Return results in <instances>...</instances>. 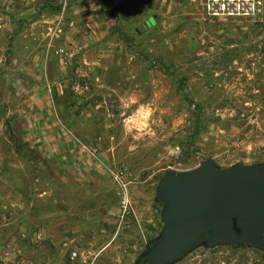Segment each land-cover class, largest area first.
I'll list each match as a JSON object with an SVG mask.
<instances>
[{
    "label": "rangeland",
    "instance_id": "obj_1",
    "mask_svg": "<svg viewBox=\"0 0 264 264\" xmlns=\"http://www.w3.org/2000/svg\"><path fill=\"white\" fill-rule=\"evenodd\" d=\"M104 1L0 0V264H135L165 172L264 165V16ZM170 264L264 249L203 242Z\"/></svg>",
    "mask_w": 264,
    "mask_h": 264
},
{
    "label": "water",
    "instance_id": "obj_2",
    "mask_svg": "<svg viewBox=\"0 0 264 264\" xmlns=\"http://www.w3.org/2000/svg\"><path fill=\"white\" fill-rule=\"evenodd\" d=\"M156 200L163 203L164 226L147 250L149 264H170L203 242L264 249V165L220 170L208 157L192 168L165 172Z\"/></svg>",
    "mask_w": 264,
    "mask_h": 264
},
{
    "label": "built area",
    "instance_id": "obj_3",
    "mask_svg": "<svg viewBox=\"0 0 264 264\" xmlns=\"http://www.w3.org/2000/svg\"><path fill=\"white\" fill-rule=\"evenodd\" d=\"M201 3L211 17L262 19L264 16V0H201Z\"/></svg>",
    "mask_w": 264,
    "mask_h": 264
},
{
    "label": "flooded vegetation",
    "instance_id": "obj_4",
    "mask_svg": "<svg viewBox=\"0 0 264 264\" xmlns=\"http://www.w3.org/2000/svg\"><path fill=\"white\" fill-rule=\"evenodd\" d=\"M156 243V240L151 241L148 248L142 253V255L138 258L137 261H142L143 264H149V262L147 261V250ZM136 261V263H137Z\"/></svg>",
    "mask_w": 264,
    "mask_h": 264
},
{
    "label": "trees",
    "instance_id": "obj_5",
    "mask_svg": "<svg viewBox=\"0 0 264 264\" xmlns=\"http://www.w3.org/2000/svg\"><path fill=\"white\" fill-rule=\"evenodd\" d=\"M99 2H100V4L102 5V6H106V3H105V1L104 0H99ZM152 21L151 20H149L148 21V23H151ZM125 40H128L127 38H125ZM208 237V235H206L205 236V238H207ZM135 264H143V262L142 261H137V263H135Z\"/></svg>",
    "mask_w": 264,
    "mask_h": 264
}]
</instances>
